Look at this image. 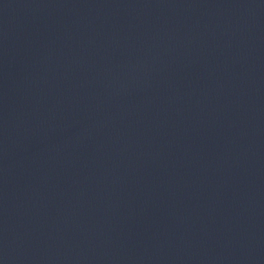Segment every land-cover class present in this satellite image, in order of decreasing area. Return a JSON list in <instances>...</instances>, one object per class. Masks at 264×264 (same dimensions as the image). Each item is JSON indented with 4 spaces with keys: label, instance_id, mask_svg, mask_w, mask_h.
<instances>
[{
    "label": "water",
    "instance_id": "water-1",
    "mask_svg": "<svg viewBox=\"0 0 264 264\" xmlns=\"http://www.w3.org/2000/svg\"><path fill=\"white\" fill-rule=\"evenodd\" d=\"M0 264H264V0H0Z\"/></svg>",
    "mask_w": 264,
    "mask_h": 264
}]
</instances>
